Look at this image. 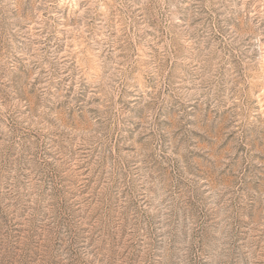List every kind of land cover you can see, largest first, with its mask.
<instances>
[{"label": "rangeland", "instance_id": "1", "mask_svg": "<svg viewBox=\"0 0 264 264\" xmlns=\"http://www.w3.org/2000/svg\"><path fill=\"white\" fill-rule=\"evenodd\" d=\"M0 264H264V0H0Z\"/></svg>", "mask_w": 264, "mask_h": 264}]
</instances>
